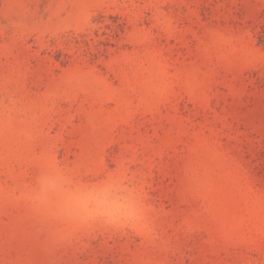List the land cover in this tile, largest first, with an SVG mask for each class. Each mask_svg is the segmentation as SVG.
Here are the masks:
<instances>
[{
    "label": "rangeland",
    "instance_id": "rangeland-1",
    "mask_svg": "<svg viewBox=\"0 0 264 264\" xmlns=\"http://www.w3.org/2000/svg\"><path fill=\"white\" fill-rule=\"evenodd\" d=\"M0 264H264V0H0Z\"/></svg>",
    "mask_w": 264,
    "mask_h": 264
}]
</instances>
